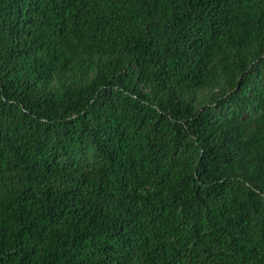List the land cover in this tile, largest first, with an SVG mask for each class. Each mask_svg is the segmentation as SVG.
Listing matches in <instances>:
<instances>
[{
    "label": "trees",
    "instance_id": "16d2710c",
    "mask_svg": "<svg viewBox=\"0 0 264 264\" xmlns=\"http://www.w3.org/2000/svg\"><path fill=\"white\" fill-rule=\"evenodd\" d=\"M0 264H264V0H0Z\"/></svg>",
    "mask_w": 264,
    "mask_h": 264
}]
</instances>
